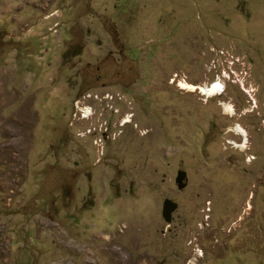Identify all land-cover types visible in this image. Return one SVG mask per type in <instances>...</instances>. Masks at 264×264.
<instances>
[{"label": "rangeland", "instance_id": "obj_1", "mask_svg": "<svg viewBox=\"0 0 264 264\" xmlns=\"http://www.w3.org/2000/svg\"><path fill=\"white\" fill-rule=\"evenodd\" d=\"M0 264H264V0H0Z\"/></svg>", "mask_w": 264, "mask_h": 264}, {"label": "bare ground", "instance_id": "obj_2", "mask_svg": "<svg viewBox=\"0 0 264 264\" xmlns=\"http://www.w3.org/2000/svg\"><path fill=\"white\" fill-rule=\"evenodd\" d=\"M181 86L184 89H186V88L187 89H192V90L196 89L195 85L187 83V82H184V83L182 82ZM198 88L207 97L220 95L224 91V86L219 81H212L210 84H208L206 86H199ZM228 108H230V107H228ZM87 113H88V109L84 110V115L83 116L87 115ZM127 121H129V120H127ZM235 131L244 133V130L241 127H239L238 125L235 127Z\"/></svg>", "mask_w": 264, "mask_h": 264}, {"label": "water", "instance_id": "obj_3", "mask_svg": "<svg viewBox=\"0 0 264 264\" xmlns=\"http://www.w3.org/2000/svg\"><path fill=\"white\" fill-rule=\"evenodd\" d=\"M180 176H178V181H180L182 178V173H179ZM176 209V203L171 201L170 199H165L162 203V216L165 221H170L171 214Z\"/></svg>", "mask_w": 264, "mask_h": 264}]
</instances>
